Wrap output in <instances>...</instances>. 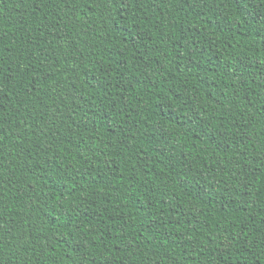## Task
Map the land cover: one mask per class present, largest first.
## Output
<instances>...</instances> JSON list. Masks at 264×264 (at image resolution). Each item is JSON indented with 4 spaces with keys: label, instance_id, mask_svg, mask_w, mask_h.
<instances>
[{
    "label": "trees",
    "instance_id": "obj_1",
    "mask_svg": "<svg viewBox=\"0 0 264 264\" xmlns=\"http://www.w3.org/2000/svg\"><path fill=\"white\" fill-rule=\"evenodd\" d=\"M0 264H264V0H0Z\"/></svg>",
    "mask_w": 264,
    "mask_h": 264
}]
</instances>
